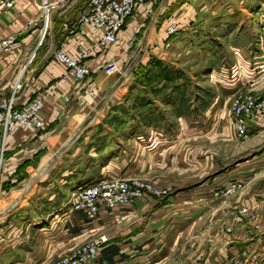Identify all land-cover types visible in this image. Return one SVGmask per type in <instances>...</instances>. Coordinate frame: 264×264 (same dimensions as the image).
Wrapping results in <instances>:
<instances>
[{
	"label": "crops",
	"instance_id": "0c3cea01",
	"mask_svg": "<svg viewBox=\"0 0 264 264\" xmlns=\"http://www.w3.org/2000/svg\"><path fill=\"white\" fill-rule=\"evenodd\" d=\"M45 1L47 14L39 7ZM87 3L88 0H17L11 8H0V40L11 37L16 41L11 49L0 51V102L13 92L18 107L36 95L44 96L42 129H20L5 141L0 176V264H48L102 234L106 241L98 249L94 264H192L196 260L199 264H228L232 258L250 254L256 259L250 264H264V186L254 179L252 189L235 198L254 199L249 214L238 218L232 216L237 213L232 202H209L205 189L176 192L160 203L146 197L131 207L101 211L92 221L66 207L73 193L69 187L91 178L88 169L99 165L110 153L114 138L127 144L132 140L133 144L121 148L119 159L121 164L131 159L139 166H147L146 162L155 156L158 162H164L169 150L186 144L161 142L158 136L186 134L187 127L174 126L169 131L152 122L128 131V120L134 108L137 119L145 115L165 116V106L170 108V114L183 119L182 114H177L180 101L171 98L166 105L160 95L165 91H170L171 96L178 94L176 86L194 84L191 77L165 80L131 76L119 80L114 76L129 70L134 63V67L145 65L150 58L181 72L215 68L207 40L198 42V47L193 43L197 23L207 22L215 9L223 6L221 0H145L126 18L117 42L85 60L90 73L77 81L67 75L54 53L62 49L75 55L77 40L84 31L78 16ZM236 3L247 5L251 11L264 0ZM172 17L177 19L179 29L177 34L168 35L166 25ZM245 31H232L231 35L239 34L237 38L251 43L253 37L249 33L243 35ZM234 50L239 55L240 50ZM217 51L215 54H219L220 47ZM251 56L252 64L231 67L234 81H228V75L216 79L218 94L202 106L201 113L222 118L230 112L231 97L226 99L220 88L226 82L242 87L249 76L264 75V53L258 47ZM109 61L118 64V73H104L102 66ZM16 84H20L18 89L14 88ZM216 108L221 109L217 115ZM210 133V128L203 130L204 135ZM114 158L109 164L120 163ZM109 164L101 165L103 177L115 176L108 169ZM261 171V167L255 169L254 176H262ZM256 224L259 229L254 228ZM228 225L231 230L225 232Z\"/></svg>",
	"mask_w": 264,
	"mask_h": 264
},
{
	"label": "rangeland",
	"instance_id": "374dc122",
	"mask_svg": "<svg viewBox=\"0 0 264 264\" xmlns=\"http://www.w3.org/2000/svg\"><path fill=\"white\" fill-rule=\"evenodd\" d=\"M221 2L223 6L218 8L219 10L215 9V13L213 12L211 18L208 19L207 22L197 23L198 26L195 32L196 39L193 43L198 47V42L202 43L203 40H207L210 51L212 52L211 65H215V68H211L207 71H202L200 69L184 70L182 76L191 77L194 80V84L188 87L176 86L179 91L178 94H174L173 96H171L170 91L161 92L160 95L163 102H168L171 98H177L176 100L180 101L181 106L178 107L179 110L177 114H182L183 119H177L176 115L173 116L170 114V108L165 106L168 112L165 116L164 114L160 116H158V114L156 116L145 115L137 119V109L134 108L130 114L131 116H129L130 120H128L130 123L128 125V131L133 127H135L134 129L142 127L144 124L145 126H147V124L150 125L152 122L156 125L160 124L169 131H173L174 126L187 127L186 134H175L174 132L172 135L167 133L166 135L162 134V136H158L162 140L161 142L180 141V143L186 144L181 146L178 150H169V158L164 160V162H158V158L155 156L151 157V159L146 162L147 166H139L133 164L131 159L121 164L119 159L123 151L121 148H124L126 145L130 146L133 142L130 140L127 144L116 137L113 139V148L110 150V153L105 156L104 160H102L99 165L97 163L96 167H90L88 169L87 172L91 173V178L89 180L80 181L75 187L70 186L69 188H72L71 192L81 186H86L105 178L101 174V170L104 167H101V165H106V163L109 164L110 159L115 157V161H119L120 163L118 162L119 164L117 165L109 164L108 168L111 172L113 171L115 173V177H139L151 182L161 191L158 196H152V198L158 200V203L164 201L170 195H174L176 192L185 193L193 190L205 189V191L209 193V202L218 199H220L224 205H229L232 202L233 206L235 205L237 209V213L232 214V216L236 215V218H238L249 214V207L254 201L253 197L245 196L239 200L235 198L238 197L240 192L251 190L252 188H250V186L254 180L255 182L258 181L262 183L264 186V174L259 178L254 176L255 169L259 170L260 167L262 168L260 173H264V164H262L264 163V122L259 125L253 124L249 126L247 137L239 138L235 130H233V118L230 108V112L223 114L220 119H216L214 115L206 117L207 115L201 113L202 110L200 109L202 106L208 105L209 102L213 101V97L218 94L219 90L217 88L216 79L228 75V81H234L236 76L233 77L231 74L232 66L237 64L240 67L243 63L252 64L250 60L253 59L251 58V53L257 51L259 47L257 37L253 34V27L257 28V25L253 23L254 17L258 10L264 7V4L262 3L257 9H251V11H249V9H247L248 7H246L247 5H238L236 0H221ZM239 6H242L243 9H247V11ZM241 18H243V21H241ZM244 30L246 31L243 32V35L247 36V33H249L252 35L251 37H253V41L251 43L249 42L250 44H247L246 39L241 40L240 37L237 38L239 34L231 35V33H233L232 31L239 33ZM177 33L178 32L175 34ZM236 42H239V44ZM233 45L234 47H232ZM218 47H220V52L219 54H215L214 51H217ZM234 48H238V50L241 51L239 55L235 54L236 51ZM239 58H241V60ZM134 64L130 65L129 70L122 71V74L115 75L114 77L123 80L126 77L132 76L134 79H137L138 67H134ZM223 68H227L228 70H224ZM208 74H211L212 77L210 78ZM261 75L262 74L249 76L248 82H246L245 86H242L243 88L238 87L236 84H232L234 82H226V84L220 88V94L224 93L225 95H223L226 99L231 97V102L233 98L239 94L252 95L256 99H264V75ZM149 77L148 75L140 78L151 79ZM208 77L211 81H206ZM202 78L205 79L202 80ZM165 87L166 86H163V88ZM151 89H153V87H151ZM230 93H233V95L231 96ZM134 95L136 96L138 93H134ZM134 99H136V97ZM213 107L215 106L213 105ZM219 109H215L217 111L215 115L220 113V111H218ZM173 114H175V112H173ZM205 128L211 129L209 136L203 134ZM131 133L129 132V134ZM131 135L134 136L133 133ZM116 151L118 152L117 156L114 155ZM157 152L158 149L155 150L153 154L156 155ZM254 164L259 165L255 167L256 165L254 166ZM240 167H244L242 168L243 170H240ZM95 168H97V171H95ZM158 177L161 180H158ZM234 184H237V187L229 193H226V190L231 188ZM66 207H68V205H66ZM20 216L23 218L24 214L22 213ZM22 218H20V221H23L24 218ZM254 228L259 229L260 226L256 224ZM230 230L231 227L228 225L224 231L228 232ZM209 241L212 242L213 238H210ZM252 260H256L255 255L250 254L236 259L232 258L228 264H250ZM194 262L195 263L192 264H199L198 260Z\"/></svg>",
	"mask_w": 264,
	"mask_h": 264
},
{
	"label": "built area",
	"instance_id": "2783aa9c",
	"mask_svg": "<svg viewBox=\"0 0 264 264\" xmlns=\"http://www.w3.org/2000/svg\"><path fill=\"white\" fill-rule=\"evenodd\" d=\"M145 0H88L86 9L78 16V23L83 36L77 40L75 55H68L62 49L54 53V58L66 68L68 76L74 80H83L90 69L85 60L100 54L108 45L117 42L118 32L123 27L126 18ZM17 0H0V8H11ZM48 11V4L39 6ZM47 15L45 16L46 25ZM257 25L255 36L259 42V50L264 53V7L258 10L254 17ZM175 17L169 19L166 25L168 35L175 34L179 27ZM16 41L7 37L0 40V51L9 50ZM241 52V51H239ZM102 70L106 74L120 71L116 62L104 63ZM20 84L15 85L18 89ZM43 95H36L21 106H16L15 92L8 99L0 102V176L4 159L6 138L20 130H40L43 121L40 112L43 107ZM231 114L236 135L247 137L248 127L264 122V99H256L252 95H236L231 102ZM237 184L226 190L229 193ZM161 191L151 182L139 177H105L92 184L81 186L71 194L68 201L70 211L81 213L87 221L97 218L101 211H112L118 207H131L137 200L158 196ZM106 237L102 234L83 245L76 246L71 252L61 255L48 264H94L98 249Z\"/></svg>",
	"mask_w": 264,
	"mask_h": 264
},
{
	"label": "trees",
	"instance_id": "16d2710c",
	"mask_svg": "<svg viewBox=\"0 0 264 264\" xmlns=\"http://www.w3.org/2000/svg\"><path fill=\"white\" fill-rule=\"evenodd\" d=\"M137 74V78L149 75V78L151 79L159 78L165 80L182 76V72L180 70L172 69L161 60L154 58H150L145 65H139Z\"/></svg>",
	"mask_w": 264,
	"mask_h": 264
}]
</instances>
